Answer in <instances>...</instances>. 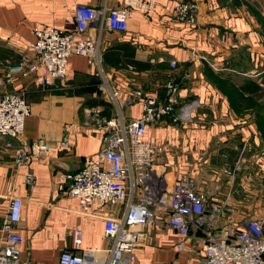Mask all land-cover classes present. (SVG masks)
<instances>
[{"label": "crops", "instance_id": "0c3cea01", "mask_svg": "<svg viewBox=\"0 0 264 264\" xmlns=\"http://www.w3.org/2000/svg\"><path fill=\"white\" fill-rule=\"evenodd\" d=\"M121 1L0 0V94L23 92L30 105V115L24 120L25 138H44L50 145L41 158L17 166L13 155L18 141L8 137L0 140V224L10 197L22 199L16 230L24 241L18 264H58L60 250L73 248L75 228L82 230L83 247H108L104 217L121 215L123 209L120 204L95 200L92 208L96 214L84 215L79 212L77 198L67 196L59 187L67 183L62 173L79 170L84 157L95 156L101 146L102 129L94 113L88 111L89 103L108 98L100 90L95 67L85 57L74 55L68 59L62 80L43 86L36 82L35 74H30L17 77L11 85L5 82L6 60L15 63L22 56L32 57L29 45L34 40V27L73 29L72 14L77 4L114 8ZM158 2L157 10L148 16L134 13L125 32H103L102 50L126 42L134 61L140 64L133 63L134 72L106 66L111 86L125 92L140 87L167 100L165 84L170 79L176 82L179 104L173 115L148 130V137L166 148L157 157L156 168L166 173L169 185L180 175L193 177L198 189L208 194V206L225 201L242 215H262L264 139L254 110L241 108L237 102L238 93L257 96L264 92V44L259 24L243 8V0H198L197 23L192 27L162 11L161 6L169 0ZM171 60L174 67L169 64ZM193 100L198 106L190 119L173 123L171 118L178 116L180 106ZM256 102L264 103V97ZM96 106L104 109L103 104ZM110 106L109 117H113L116 111ZM140 110L134 103L121 110V117L127 122ZM65 134L71 141L70 151L59 146ZM224 162L237 172L232 179L221 178L232 190L227 198L223 188L213 192ZM225 217L223 214L220 225L228 223ZM198 238V232L193 231L183 250L177 251V236L161 219L146 228V238L124 256L125 264H199L203 254Z\"/></svg>", "mask_w": 264, "mask_h": 264}, {"label": "built area", "instance_id": "2783aa9c", "mask_svg": "<svg viewBox=\"0 0 264 264\" xmlns=\"http://www.w3.org/2000/svg\"><path fill=\"white\" fill-rule=\"evenodd\" d=\"M158 6V0H122L114 8L77 4L72 14L73 29L55 26L32 29L34 40L29 45L32 57L22 56L15 63L6 60L5 82L12 85L19 76L35 74L37 83L51 85L66 77L68 59L74 55L85 57L95 67L96 74H102L107 80L110 76L103 70L101 57L103 32L123 33L134 13L148 16ZM161 9L170 19L187 27L197 23L198 0H169ZM169 64L174 67L175 61ZM126 69L135 70L133 65H127ZM255 74L253 71L252 75ZM103 85L116 115L95 120L102 129L99 150L95 156H85L76 172L62 173L67 183L59 187L67 196L77 198L79 212L84 215L96 214L92 208L95 200L114 206L120 204L123 213L104 217V236L109 240L105 248L83 247L82 230L75 228L73 248L60 250L58 264H125L124 256L146 238V228L161 219L177 236V251L183 250L185 240L193 231L198 232L197 242L203 254L199 264H264V213L245 216L225 201L208 206V194L198 189L193 177L183 174L169 185L166 173L156 168L157 157L166 148L165 144L153 142L148 130L173 115L179 104L175 98L177 83L171 79L166 82L167 100H160L140 87L125 92L107 82ZM134 103L139 104L140 114L125 122L121 110ZM197 106L196 100L180 106V113L171 118L172 122L189 120ZM88 111L97 115L101 108L96 106ZM29 115L30 105L23 92L0 94V140L8 137L18 141L13 155L17 166L41 158L50 148L44 138L32 141L25 138L24 120ZM6 145L10 147L11 141ZM59 146L67 151L72 149L68 134ZM236 173L224 162L222 170L217 172L218 183L213 192L223 188L225 197L230 196L231 187L222 183L221 178L232 179ZM21 203V197L12 195L1 221L0 264L20 262L24 237L16 225ZM223 214L228 223L220 225Z\"/></svg>", "mask_w": 264, "mask_h": 264}, {"label": "trees", "instance_id": "16d2710c", "mask_svg": "<svg viewBox=\"0 0 264 264\" xmlns=\"http://www.w3.org/2000/svg\"><path fill=\"white\" fill-rule=\"evenodd\" d=\"M258 24H259V34L262 38L263 44H264V16L262 14H259L257 11L253 12ZM262 15V16H261ZM133 51L132 49H129V44L126 42L123 43H116L112 44L109 47L105 48L102 51L101 57H102V65L104 67L106 66H114V67H121L123 65H140L139 63H136L133 59ZM126 65V66H127ZM238 98H240L238 102V106L241 108H250L253 109L255 112L256 117V124L258 126V130L260 132V136L264 139V103L258 104L256 102V99H258L260 96L264 97V92L259 93L257 96L253 95V93L244 96L243 93H238ZM243 98H245L243 100ZM242 100V101H241ZM96 104H103L104 109L99 111L97 115L93 116L95 120L97 119H108L109 117V111L108 107H111V103L109 101H104L103 99L93 101L89 103V107H95Z\"/></svg>", "mask_w": 264, "mask_h": 264}, {"label": "rangeland", "instance_id": "374dc122", "mask_svg": "<svg viewBox=\"0 0 264 264\" xmlns=\"http://www.w3.org/2000/svg\"><path fill=\"white\" fill-rule=\"evenodd\" d=\"M243 8L247 11V13H249L252 17L254 16V14L252 13L253 12H258L259 14H263L264 16V2H261V3H258L257 0H243ZM262 16V15H261ZM253 19L255 20V18L253 17ZM132 65V64H131ZM104 67V66H103ZM126 69L127 66H121L119 67L118 69L122 70L123 69ZM103 70L108 73V69L107 67H104ZM102 75V74H101ZM100 74H95V76L98 78L99 80V85H100V90H102L104 92L103 95H105V97L108 98L107 96V90L105 89L104 85H103V82H107L108 85L111 86V79L108 78L106 80L105 77L101 76ZM103 77V78H102Z\"/></svg>", "mask_w": 264, "mask_h": 264}]
</instances>
